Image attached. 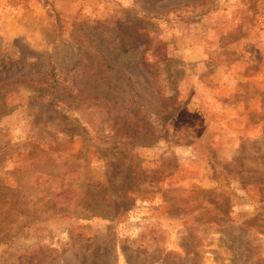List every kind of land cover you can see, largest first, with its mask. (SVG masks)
Returning a JSON list of instances; mask_svg holds the SVG:
<instances>
[{"label":"rangeland","instance_id":"374dc122","mask_svg":"<svg viewBox=\"0 0 264 264\" xmlns=\"http://www.w3.org/2000/svg\"><path fill=\"white\" fill-rule=\"evenodd\" d=\"M0 264H264V0H0Z\"/></svg>","mask_w":264,"mask_h":264}]
</instances>
